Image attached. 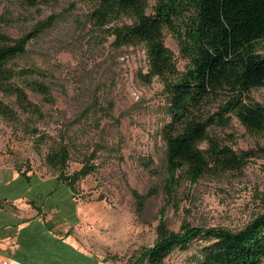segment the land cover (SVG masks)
<instances>
[{
  "label": "rangeland",
  "instance_id": "374dc122",
  "mask_svg": "<svg viewBox=\"0 0 264 264\" xmlns=\"http://www.w3.org/2000/svg\"><path fill=\"white\" fill-rule=\"evenodd\" d=\"M90 7V0H0V23L12 36L51 21L11 61L17 71L39 67L50 96L30 90L33 77L23 73L13 83L30 108L0 89V254L13 261L18 250V264H146L141 255L160 225L239 230L263 214L264 137L234 118L216 131L237 151H257L242 170L200 178L171 170L163 82L142 76V46L116 47L108 30L91 27ZM165 43L184 71L188 61L169 30ZM251 96L264 104V86ZM62 148L60 168L48 157ZM198 246L176 249L164 264H195Z\"/></svg>",
  "mask_w": 264,
  "mask_h": 264
},
{
  "label": "trees",
  "instance_id": "16d2710c",
  "mask_svg": "<svg viewBox=\"0 0 264 264\" xmlns=\"http://www.w3.org/2000/svg\"><path fill=\"white\" fill-rule=\"evenodd\" d=\"M90 2L91 27L108 30L116 47L142 46L148 60L142 76L163 82L168 120L162 136L171 170L186 168L194 178L220 175L242 170L258 156L255 149L237 151L216 129L231 127L237 118L248 133L264 137V104L251 96L252 89L264 86V54L258 52L264 40V0H154L152 6L148 0ZM49 24L15 37L0 23V89L16 94L24 108L31 103L13 83L18 73L33 77L27 87L44 97L50 96V87L38 79L39 67L17 71L11 61L24 55ZM166 30L178 39L188 61L184 71L165 43ZM67 155L62 148L48 160L63 168ZM159 228L155 243L141 255L146 264H164L173 251L195 243V264H264V213L239 230L188 223L177 232Z\"/></svg>",
  "mask_w": 264,
  "mask_h": 264
},
{
  "label": "crops",
  "instance_id": "0c3cea01",
  "mask_svg": "<svg viewBox=\"0 0 264 264\" xmlns=\"http://www.w3.org/2000/svg\"><path fill=\"white\" fill-rule=\"evenodd\" d=\"M37 213H40L39 212V210L37 209ZM15 240V239H14ZM1 241V240H0ZM15 245H14V247H15V249H16V246H17V248H18V246H19V243H18V241L16 240V241H14L13 242ZM12 253V257H9L10 259H12L13 261H18V260H16L14 257L16 256V254L18 255V250H17V252L15 253V251L13 250V252H11ZM0 256L1 257H6V256H4V255H1L0 254ZM19 262V261H18ZM20 263V262H19Z\"/></svg>",
  "mask_w": 264,
  "mask_h": 264
},
{
  "label": "built area",
  "instance_id": "2783aa9c",
  "mask_svg": "<svg viewBox=\"0 0 264 264\" xmlns=\"http://www.w3.org/2000/svg\"><path fill=\"white\" fill-rule=\"evenodd\" d=\"M0 264H18V263L0 256Z\"/></svg>",
  "mask_w": 264,
  "mask_h": 264
}]
</instances>
